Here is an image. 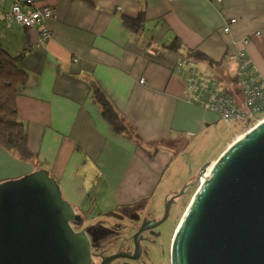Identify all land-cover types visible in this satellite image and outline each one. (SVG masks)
<instances>
[{"label":"crops","instance_id":"crops-1","mask_svg":"<svg viewBox=\"0 0 264 264\" xmlns=\"http://www.w3.org/2000/svg\"><path fill=\"white\" fill-rule=\"evenodd\" d=\"M36 1L53 8L45 43L37 26L0 21V47L10 55L23 53L27 77L16 98L17 116L35 154L20 160L0 145V180L44 167L81 212L89 208L101 214L153 200L170 189L164 193L162 185L195 176L196 152L217 136L223 122L214 111L187 100L192 70L242 101L236 83L241 50L264 80V0ZM11 3L0 0V10ZM142 9L144 26L133 32L121 16L135 17ZM230 18L235 21L225 32ZM175 38L183 49L163 46ZM186 48L207 59H187ZM93 83L132 135L113 130L92 98ZM186 150L184 161L179 153ZM176 167L181 171L172 179L170 170L173 174Z\"/></svg>","mask_w":264,"mask_h":264},{"label":"water","instance_id":"water-1","mask_svg":"<svg viewBox=\"0 0 264 264\" xmlns=\"http://www.w3.org/2000/svg\"><path fill=\"white\" fill-rule=\"evenodd\" d=\"M196 180L171 264H264V118ZM82 222L48 169L0 180V264H91Z\"/></svg>","mask_w":264,"mask_h":264},{"label":"flooded vegetation","instance_id":"flooded-vegetation-1","mask_svg":"<svg viewBox=\"0 0 264 264\" xmlns=\"http://www.w3.org/2000/svg\"><path fill=\"white\" fill-rule=\"evenodd\" d=\"M196 183L195 176L170 188L168 195L123 204L88 219L75 208L83 222L72 227L87 235L91 264H171L174 236Z\"/></svg>","mask_w":264,"mask_h":264},{"label":"trees","instance_id":"trees-1","mask_svg":"<svg viewBox=\"0 0 264 264\" xmlns=\"http://www.w3.org/2000/svg\"><path fill=\"white\" fill-rule=\"evenodd\" d=\"M121 20L131 31H141L145 21L144 10L142 9L135 17L122 15ZM163 46L172 51L183 49L180 40L177 38L167 44H163ZM184 52L187 59H207L205 54L196 49L186 48ZM22 55L23 53L10 55L0 47V145L18 159L28 161L33 159L35 154L29 148L28 132L23 122L17 116L16 107V98L20 93V87L25 84L27 77L26 70L21 66ZM239 73L238 68V75L236 76L237 85L238 80L244 77L242 73ZM194 74L198 77L195 84L197 88L208 81V86L214 84L211 93L214 94L219 90L227 93L215 80L204 77L198 71H194ZM92 90V98L100 105L102 115L112 126L113 130L125 136L132 135L125 120L120 116L119 111L114 107L98 84L93 83ZM226 95L230 96L231 94L227 93ZM261 118H264V116L256 117L254 121L261 120Z\"/></svg>","mask_w":264,"mask_h":264},{"label":"built area","instance_id":"built-area-1","mask_svg":"<svg viewBox=\"0 0 264 264\" xmlns=\"http://www.w3.org/2000/svg\"><path fill=\"white\" fill-rule=\"evenodd\" d=\"M53 15V8L49 5H38L36 0H12L7 11L0 10V21L6 26L18 22L27 26H37L39 29L40 43H45L51 36L47 20ZM231 18L223 27L224 31L229 30V23L234 22ZM239 72L244 75L238 80L242 104H239L232 95L220 90L211 93L214 84L208 86V81L196 87L197 75L192 70V75L186 83L185 96L190 103L201 107L210 108L229 130V123L234 120H250V117L264 108V80L254 66L251 59L245 56L243 51L238 52ZM181 65V62H179ZM176 70H180L177 64ZM239 73V74H240Z\"/></svg>","mask_w":264,"mask_h":264},{"label":"rangeland","instance_id":"rangeland-1","mask_svg":"<svg viewBox=\"0 0 264 264\" xmlns=\"http://www.w3.org/2000/svg\"><path fill=\"white\" fill-rule=\"evenodd\" d=\"M236 101L239 104H242V101L238 98H235ZM264 116V109L261 111H256L251 117L250 120H234L232 123H229V127L230 130H226V124H221V126L219 127V129L216 130V134L217 136L212 137L211 139H209L208 141H206L205 143L202 144L201 148L198 150L199 152H196L198 155V159L197 162L193 164L192 169H195V167H197V165H199V168L196 170H192L193 172L196 171L195 176L198 174L199 169L204 166L206 163L210 162L211 160H213L218 154L219 152L225 147L227 140H229V144L230 145L237 137H239L241 134H243L246 130H248L249 128H251L254 124H256L257 122H259L260 120H256V117H263ZM263 119V118H261ZM238 132V133H237ZM235 133H237L236 135H234ZM233 136V137H232ZM187 152H183L181 151L179 153L180 157L183 158L184 161H186L187 158V153H189L188 150H186ZM212 163V162H211ZM181 166V164H179ZM177 170H174V173L172 174L173 170H170V178H174V175L177 173V171L180 170L179 167H176ZM181 171V170H180ZM193 176V177H195ZM169 178V179H170ZM192 178V176H191ZM181 179L178 180H174L172 181L170 184H166V185H162L161 186V190L162 192H166L165 188H176L179 187V185H181ZM199 185V181L196 183L195 189L198 188ZM163 193V194H164ZM169 193L165 194L168 195ZM159 197V196H157ZM108 201V200H107ZM110 204H112V202H110ZM87 211V214H85ZM82 213L85 215V219L89 216H95L98 215L99 212L93 210L90 211L89 208L82 210ZM104 214V213H103Z\"/></svg>","mask_w":264,"mask_h":264},{"label":"bare ground","instance_id":"bare-ground-1","mask_svg":"<svg viewBox=\"0 0 264 264\" xmlns=\"http://www.w3.org/2000/svg\"><path fill=\"white\" fill-rule=\"evenodd\" d=\"M218 1H220V0H218ZM230 19H231V18H230ZM230 19H229V20H230ZM229 20H228V21H229ZM225 32H226V31H225ZM178 65H179V68L181 69V65H180L179 62H178ZM175 69H176V67H175ZM209 168H210V167L207 168V171L205 172V174L208 172ZM196 190H197V189H196Z\"/></svg>","mask_w":264,"mask_h":264}]
</instances>
